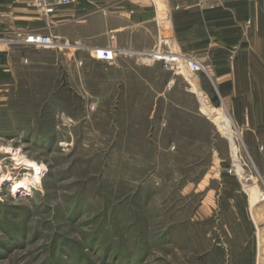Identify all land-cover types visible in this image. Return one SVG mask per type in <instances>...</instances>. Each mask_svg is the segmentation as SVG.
<instances>
[{"label": "rangeland", "instance_id": "obj_1", "mask_svg": "<svg viewBox=\"0 0 264 264\" xmlns=\"http://www.w3.org/2000/svg\"><path fill=\"white\" fill-rule=\"evenodd\" d=\"M26 4L42 27L0 31V264H234L249 232L264 264V143L207 107L191 59L163 35L97 60L48 20L67 6Z\"/></svg>", "mask_w": 264, "mask_h": 264}, {"label": "crops", "instance_id": "obj_2", "mask_svg": "<svg viewBox=\"0 0 264 264\" xmlns=\"http://www.w3.org/2000/svg\"><path fill=\"white\" fill-rule=\"evenodd\" d=\"M65 8L48 17L59 36L87 49L109 46L117 60L152 53L166 35L173 55L200 64L194 80L207 107L224 108L242 143H264V0H78ZM43 21L25 0H0V31ZM251 234L234 264H256Z\"/></svg>", "mask_w": 264, "mask_h": 264}, {"label": "built area", "instance_id": "obj_3", "mask_svg": "<svg viewBox=\"0 0 264 264\" xmlns=\"http://www.w3.org/2000/svg\"><path fill=\"white\" fill-rule=\"evenodd\" d=\"M25 1L29 2L32 6L42 10L45 13H52L57 7L69 6V4H72L77 0H25ZM25 41L32 45L54 46L56 45L57 40L56 39L53 40L52 37L49 35H43V34L39 35L34 33L28 35ZM92 56L97 60L102 59L109 62H113L116 59L115 51L109 46L96 48L92 50ZM168 59H170L171 61L174 60V58L171 57H169ZM188 67L191 71L192 70L197 71L200 69V64L195 59H192L189 60Z\"/></svg>", "mask_w": 264, "mask_h": 264}, {"label": "bare ground", "instance_id": "obj_4", "mask_svg": "<svg viewBox=\"0 0 264 264\" xmlns=\"http://www.w3.org/2000/svg\"><path fill=\"white\" fill-rule=\"evenodd\" d=\"M214 118H215V120L216 121H218L219 123H222L221 122V118H220V116H215L214 115ZM218 122H217V124H218ZM221 130V129H220ZM222 130H224V133H225V135L226 136H228L229 137V139H230V145H231V147H232V157H233V160H235V165L237 166V168L239 167V165H237V160H236V156H235V146L233 145V142H232V137H231V133L228 131V130H226V128H225V126L223 127L222 126ZM5 166V165H4ZM7 166V165H6ZM1 169H7V170H10V168L9 167H7V168H2V167H0V170ZM239 170V169H238ZM242 180H244V181H246L247 179L246 178H242ZM30 183H32L29 179H27V178H23L22 180H20V186L21 187H24V186H27V185H30ZM246 183V182H245ZM244 183V184H245ZM245 187H247L246 188V190H248L249 192H250V197L253 199L254 197H253V190H251V188H249V186H247L246 184H245ZM254 201V200H253ZM256 204H257V202H256Z\"/></svg>", "mask_w": 264, "mask_h": 264}]
</instances>
